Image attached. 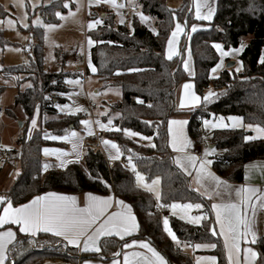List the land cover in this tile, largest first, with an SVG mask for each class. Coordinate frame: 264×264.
I'll list each match as a JSON object with an SVG mask.
<instances>
[{"label":"trees","instance_id":"obj_1","mask_svg":"<svg viewBox=\"0 0 264 264\" xmlns=\"http://www.w3.org/2000/svg\"><path fill=\"white\" fill-rule=\"evenodd\" d=\"M138 4L144 14L156 20L158 35H154L136 16L131 19V27L118 24L112 11L106 13L102 25L88 32L89 37L98 41L91 49V59L102 89L118 87L122 94L120 101L107 104L108 114L104 117V120L111 118L114 127L121 131L113 130L105 136L120 146L126 158L134 154L136 169L147 181L161 178V204H203L201 213L207 214L208 219L201 225L170 217V226L181 241L215 243L217 246L211 253L217 257V264H228L221 237L219 234L212 236L209 231L210 227L216 228L210 203L191 189L189 177L170 157L167 125L171 116L181 113L175 109L177 92L189 78L182 65L183 52L181 57L168 60L166 46L174 27L175 13L181 22L187 20L181 45L187 43L193 57L195 73L191 80L196 94L203 98L209 88L216 94L209 102L202 99L200 107L190 111L188 134L192 139L201 136V122L197 119L213 114L215 117L239 116L246 124L264 127V63L260 62L264 50V0H217L213 20L203 23L206 28L194 33H191V26L198 21L192 11V0H183L177 9L170 8L166 0H138ZM39 10L50 22L57 21V11H66L62 0L41 5ZM35 34L39 36V43L35 46L32 68L17 66L3 72L6 76L28 75L30 78L26 80L31 81V87L19 91L15 97V108L21 109L26 125L20 130L17 148L11 152L20 161L21 173L9 190L10 199L19 205L47 192L69 195L83 192L107 195L113 192L131 206L139 223V233L125 241L148 239L168 264H193L189 257L175 249L164 231L155 198L136 186L133 172L128 167L119 162L109 166L100 149L88 144L82 163L70 164L64 170L43 172L42 150L53 144L44 138L45 134L61 136L77 130L84 116H62L58 112L56 103L68 101L67 76L44 71L41 35L37 31ZM244 42L246 46L239 57L241 72L234 68L226 69L212 78L211 69L219 62L212 45L220 43L228 50L239 48ZM2 91L0 88V94ZM52 93L56 96L51 97ZM137 98L144 103H137ZM37 108L42 126L28 138V125ZM6 113L13 116L14 110ZM123 129L151 137L155 147L135 142L124 134ZM246 136L249 133L244 129H223L211 133V144L217 151L211 157L212 168L217 175L233 183L243 182L245 164L264 159V139L246 141ZM122 243L114 237L103 238L100 241L102 255L108 259L113 257ZM254 246L264 254V239H259ZM87 257L83 255L81 259ZM54 258L78 264L79 256L76 249L65 247L60 239L49 234H40L32 239L19 233L6 264H39Z\"/></svg>","mask_w":264,"mask_h":264},{"label":"snow or ice","instance_id":"obj_2","mask_svg":"<svg viewBox=\"0 0 264 264\" xmlns=\"http://www.w3.org/2000/svg\"><path fill=\"white\" fill-rule=\"evenodd\" d=\"M70 0H62V7L69 9ZM90 3L100 4L107 3L113 8L119 9L124 7L123 4L117 3V0H89ZM192 5L195 10V19L210 21L213 18L215 9L212 6L210 0H192ZM35 7V5H33ZM254 7V5H250ZM191 11V9H189ZM55 15L61 20L66 19L60 12H56ZM119 15V13H118ZM69 17H74L75 13L69 9ZM142 21H148L149 17L143 13H139ZM26 19V14H25ZM173 20L175 21L174 27L170 32V36L167 39V51L166 58L168 60L173 59L177 52V45L179 38L182 34H185L187 28V20L183 22L178 20L173 13ZM7 23L12 25L15 23L12 19H8ZM102 23L101 19H95L88 23V29L92 30L95 26ZM120 23H124L123 18L120 19ZM34 25L43 27L48 31H51L58 27L56 24H43L39 18L33 21ZM24 28H28L27 23H23ZM191 31H197V26L193 24ZM158 35V33H157ZM91 37H88L87 43L89 46L97 43ZM102 43V41H99ZM212 47L219 53L221 57L220 61L211 69L212 73H216L219 69L224 67L223 58L229 55H236L243 50L244 45L241 44L239 48L225 50L220 43H214ZM19 51V49H17ZM261 63H264V58L261 59ZM242 65V61L239 62ZM91 71L95 72L96 68L91 66ZM184 70L190 72L188 61H184ZM138 69H129V71H137ZM236 71H240V67L236 68ZM68 83H79V81H67ZM31 87V85H29ZM183 94L180 99V108H193L201 103V99L204 102H209L210 98L216 94L208 92L201 98L194 91V84L186 82L183 86ZM63 95V93H62ZM137 103H144V101L137 98ZM62 111H67L68 114H75L80 111H84L81 107L71 108L68 105L61 107ZM38 115V108H37ZM102 115H106L103 113ZM230 123L225 122V117L221 116L216 118L213 114V121L205 119L203 124L206 128L211 129H225V128H237L246 127L256 133L255 136H246L244 139L253 140L258 138H264V127L259 124H247L243 123V118L239 116H229L226 118ZM84 126V130L88 135H93L92 125H97L101 130L105 131H121L120 128H116L113 125V120L109 118L107 123H102L99 119L93 121L91 119H85L80 121ZM150 123V122H146ZM187 120L172 119L168 121V131L171 137V147L177 155L174 157V163L177 167L182 169L188 176H192L195 173L194 182L199 185L194 189L199 192L201 188L204 189L202 195L206 196L209 200L213 197L217 198L219 202L213 203L211 209L214 212V224L218 225L219 232L215 227H210L209 231L212 236L219 234L223 237V247L227 254L229 264H241V252L243 253V264H264V254L257 252L252 247L241 248V242L246 244H255L257 242V210H264V187H257L251 184H243L241 186H233L228 184L227 181L222 180L209 169L212 164V160L208 159L215 151L214 148L206 149L203 156H197L189 149L192 146V141L188 138L185 132V125ZM32 127L37 126V118L31 120ZM126 136H140L139 133L130 129L122 130ZM29 138H31V129L29 130ZM45 139L59 140L71 143L72 152H66L62 149H50L44 148L45 155H55L60 161V167H66L68 163L72 161L67 157L75 154L77 160L79 159L80 152L82 150V139L76 131L63 136L48 135L45 134ZM145 140H151V137H141ZM102 143L110 149L109 159L119 160L123 153L120 146L111 141L103 140ZM155 147V145H152ZM131 153V150H128ZM134 154L127 156V166L135 173V182L137 187L144 188L149 192H154L157 200V207H170L172 209V215H179V219L187 220L188 223L200 225L202 220H207V214L202 215H190L192 209H202L201 203H177L161 204V193L157 190L156 186L160 183L159 177L151 180V183L146 181L145 176L136 170V164L133 162ZM44 170L49 167L45 164ZM247 175L245 179L247 180ZM110 187V186H109ZM87 200L83 207L77 202V197L74 195L60 194L57 192H47L44 194L35 195L29 202L13 206L12 200L6 195H0V205H2V212H0V228L4 225L12 224L18 225L19 231L22 233H30L35 236L39 232L51 233L55 237L62 238L69 245L80 247L83 244L82 250L85 252L92 251L99 253L101 251L100 241L101 238L116 236L121 240L126 236H131L134 232L138 231L139 223L136 216L133 214L130 205L126 204L122 200H116L115 204L118 207L117 211L109 212V209L113 206L112 197H102L94 195L92 193L86 194ZM163 229L173 242L177 245L181 244V241L177 237L169 224L167 217L163 218ZM16 239V234L10 228L0 231V264H5L7 259V252L10 250L9 245L13 244ZM185 247H193L194 249H207L215 248V243H196L190 244L184 242ZM138 247L144 251H131V252H117L114 253V257H123V264H167V261L161 253L152 246L149 241L146 240H132L130 243L125 242L123 248L130 249ZM209 264H215L216 257L211 256L205 258ZM85 264H90L86 261ZM111 264H120L118 259H113ZM197 264H201V260H197Z\"/></svg>","mask_w":264,"mask_h":264},{"label":"rangeland","instance_id":"obj_3","mask_svg":"<svg viewBox=\"0 0 264 264\" xmlns=\"http://www.w3.org/2000/svg\"><path fill=\"white\" fill-rule=\"evenodd\" d=\"M54 1H59V0H0V88H3V91L0 94V110H1L0 121L7 118V115H6L7 110H13L15 108V97L17 93L19 91H24L26 88L29 87V85H31V81L26 80L29 77L28 75L6 76L3 72L6 68L8 69V68L17 67V66L27 67L28 69L32 68L35 48L28 47V44L32 42L36 46L39 43V36L35 34V31L39 32L41 35L45 72H49V73L58 72V71H62V69L63 71H75V64L73 61L74 53H79L80 55H84L85 59L81 63V67L83 68V70H86V67L90 61V51L92 47V45L89 46L87 43V39L89 37L88 32L90 31L88 29V23L91 20H95V19L103 20L106 16V13L109 11L108 9H111V11L114 12V14L116 15L117 23H119L118 13L121 14L122 16L127 14L125 16L127 21L131 20L134 17V15L139 16V13H143L140 6L136 4V0H117V3L124 5V7L119 8V9L113 8L109 4L105 3L104 5L108 9L105 8L104 6L103 7L100 6V7H92L91 10H90V7L95 5V3H90L89 0H70L69 9H71V11L75 13V16L74 17L68 16L69 9H66L64 13L57 11V12H60L63 16H65L66 19L61 20L59 17L55 15L57 21L50 22L43 18L39 10V7L41 5H50ZM166 1H167V5L170 8L177 9L181 6L183 0H166ZM33 5H35V7H33ZM89 10H90L91 20L88 19ZM124 11H126L125 14H124ZM25 14H26V19H25ZM147 17H149L150 22L155 23L154 17L148 16V15ZM37 18H39V20L45 25L46 24H56L58 25V27L51 31H48L47 29L43 27L33 24V21L37 20ZM8 19H12L15 23H13L12 25H9L7 23ZM23 23H27L29 27L24 28ZM102 23L100 25H102ZM97 27H95L92 30H95ZM243 45L245 47L246 42H244ZM17 49H19V51H17ZM242 51L236 55H229L227 57H224L223 58L224 66H227L229 62H234L236 64L232 68L235 69L237 67H241V64L239 63L240 60L238 59V57H240ZM188 53H189L188 50H186L183 53V61H185V57H187ZM218 56H219V53H218ZM220 59L221 57L219 56V61ZM63 61L65 63L61 69L60 63ZM192 65L193 63L191 64V67ZM217 73L218 71L216 73H212L211 71L212 75H215ZM187 77L189 78L188 75ZM67 81H79V83H68ZM186 82L193 83L190 78L184 81L179 86V90L177 92L178 97L176 98L177 99L176 109L181 110L183 113L179 116L173 115L170 117L169 120L177 119V120H187L188 121L190 117V114H189L190 111L187 109H193V108H188V107L180 108L179 107L180 99L183 94L182 86ZM66 83L70 89L68 94L66 95L68 102H66L65 104H58V105H60L61 107H63L64 105H68L73 109H75L76 107H81L84 109V111H80L75 114H68L67 111H62L61 108L57 107L58 111L63 116H71V115L74 116V115L81 114L84 116L83 120L99 119L101 122H106L104 120V116H107L108 108L105 105L109 103L118 102L122 98L121 91L118 87H111L110 89L102 90L101 84L97 81L96 77L92 74H89L88 76L86 75L84 80H82L81 78H74V77L67 78ZM91 83L92 84L96 83L97 88L101 89L100 95H96L94 93L93 91L94 89L91 88ZM194 91H195V88H194ZM210 91L213 92V89L212 88L207 89L204 95H206ZM50 96L55 97L56 94L52 93L50 94ZM201 103H202V99H201ZM201 103L195 106L194 108L195 109L199 108ZM90 105L92 107V110H91V107H89ZM103 113H106V115H102ZM16 115H18L16 120L20 119L19 121H17V126L20 127V123H23V127H24L26 125V119L22 111L20 110V108H16L14 110V116L16 117ZM22 117H24V119H22ZM218 117H221V116H218ZM33 118H37V126L33 128L31 121H30L28 125L27 133H29L30 129H31V132L33 130H36V128L39 125V122H40L39 113L37 115V112H36ZM226 118L227 117H225V122L230 123V121H228ZM205 119H208L214 122L212 115L209 117L203 116V121ZM12 122L14 123V121ZM81 126L82 124L80 125V128L77 129L76 131L78 132L81 131ZM23 127L20 130H22ZM15 128L16 126L11 125V124L5 125L4 129L0 128V151L1 150L8 151L12 149L13 144L16 140L15 131L17 128L16 129ZM239 128L240 127L225 128V129H239ZM216 130H223V129L206 128L202 122L201 136L198 139V141H194L193 139L190 138L188 134V123H187L185 125V132L188 138L192 141V146L189 150L194 153V149L196 148V149L201 150L203 154L206 149L210 148L211 133ZM167 132H168V146L170 148V151L173 153L174 150L172 149L171 143H170L171 137L169 135L168 125H167ZM141 137H145V136H140V138ZM258 139H264V138H258ZM142 143L145 146H152L153 139L151 138L150 141L142 139ZM216 153L217 152L214 151V153L210 155L208 159H210ZM176 155L177 153L174 152V157ZM121 158L119 160H116V162H119ZM2 165L6 166L7 168H10L8 164L7 165L4 164V159L0 158V167ZM133 175L135 178L134 172H133ZM159 179H160V183L156 186V188L161 193L162 184H161L160 177ZM151 180L150 181L146 180V181L148 183H151ZM138 188H140L141 190L147 191L144 188H141V187H138ZM149 193H151L155 198L154 192H149ZM156 203H157V200H156ZM159 203H161V200L159 201ZM189 214L193 216L198 215L197 213L194 212L193 209L191 210ZM164 217H167L169 219V224H170V217L179 218V215H172V209H171V212L169 214L162 213V221ZM182 221L188 223L187 220H182ZM187 254H188L187 257H189L192 260V263H194L193 256H190L189 253ZM39 264H68V263L65 262L61 258H54V259H45L42 263H39Z\"/></svg>","mask_w":264,"mask_h":264},{"label":"crops","instance_id":"obj_4","mask_svg":"<svg viewBox=\"0 0 264 264\" xmlns=\"http://www.w3.org/2000/svg\"><path fill=\"white\" fill-rule=\"evenodd\" d=\"M210 2H211V4H212V6L214 7V9H215V12H216V3H217V0H210ZM105 3H100V4H95V5H93V6H91L90 7V10H91V8L92 7H105V5H104ZM136 4H138V0H136ZM139 5V4H138ZM105 8H107V7H105ZM141 8V7H140ZM108 9V8H107ZM90 10H89V13H88V19H90ZM109 11H111V9H108ZM192 11H193V14H194V17H195V10H194V8H193V5H192ZM215 12H214V15H215ZM114 13V12H113ZM127 15V14H126ZM126 15H124V16H122L121 14H119L118 15V21H119V23L118 24H120V25H124V24H127L129 27H131V20H128L127 21V19H126ZM144 15H146V14H144ZM214 15H213V17H214ZM116 16V15H115ZM134 16H136V17H138V19H139V21L144 25V26H146L154 35H156L157 33H158V30H157V23H156V20H154L155 21V23L154 22H150V20H148V21H142L141 19H140V16H138V15H134ZM147 16V15H146ZM121 18H123V20H124V23H120V19ZM91 20V19H90ZM197 20V19H196ZM213 20V18L210 20V21H212ZM91 21H93V20H91ZM198 22L195 24L196 26H197V31H199V30H202V29H205L206 28V26L203 24V23H206V22H210V21H204V20H197ZM98 26V25H97ZM97 26H95V27H97ZM94 27V28H95ZM93 28V29H94ZM196 32V31H195ZM185 33H186V29H185ZM191 33H194V32H192L191 31ZM185 34H182L181 35V37L179 38V43H178V45H177V52H178V54L177 55H175L173 58H175V57H181V54H182V52L184 53L186 50H188L189 51V53H188V55H187V57H185V61H188V63H189V68H190V72H188V71H185V73H187V75L189 76V78L190 79H192L193 78V76H194V73H195V71H194V62H193V57H192V55H191V52H190V48H189V46L187 45V43H184L183 45H181V40H182V37L184 36ZM89 36V35H88ZM95 44H93L92 45V47L94 46ZM246 46V45H245ZM92 47H91V49H92ZM166 51H167V46H166ZM76 54H79V53H74V58H73V61H74V64H75V71H63V69H62V66L64 65V61L63 62H61L60 63V66H61V69H62V71H58V72H60V73H62V74H65L67 77H66V79L67 78H81L82 80H84V78L86 77V75L88 76L89 74H92V75H94L95 77H96V79H97V81L101 84V82H100V80H99V78H98V76H97V69H96V71L95 72H92L91 71V67H90V65L91 66H94V64H93V62H92V59H91V51H90V61H89V63H88V65H87V67H86V70H83V68L81 67V63L82 62H79V61H77L76 59H75V55ZM262 58H264V50H263V53H262ZM192 59V60H191ZM238 59H239V57H238ZM192 61V62H191ZM193 63V65H192V67H191V64ZM184 64V61H183V63H182V65ZM236 64V63H235ZM95 67V66H94ZM96 68V67H95ZM183 69H184V67H183ZM227 69V66H224L223 68H221V69H219L218 70V73L217 74H215V75H212L211 74V77L212 78H215V77H217L222 71H224V70H226ZM235 71H236V68L234 69ZM241 70H242V65H241V67H240V71L239 72H241ZM58 72H56V73H58ZM85 73V76H82V73ZM237 72V71H236ZM49 73V72H48ZM50 73H55V72H50ZM88 80V79H87ZM86 81V80H85ZM84 81V82H85ZM88 82V81H87ZM193 82V81H192ZM102 86V85H101ZM91 88L92 89H94L93 91H94V93L96 94V95H100L101 94V89H98L97 88V84L95 83H91ZM108 89H110V88H108ZM103 90V89H102ZM107 90V89H106ZM178 90H179V88H178ZM214 93V92H213ZM178 97V96H177ZM68 102V101H67ZM57 105H58V103H56V108H57ZM176 105H177V99H176V102H175V109H176ZM107 108H108V106H107V104L105 105ZM89 107H91V105L89 106ZM16 108H14L13 110H15ZM195 108L193 107V109H187V110H189V111H192V110H194ZM21 110V109H20ZM57 110H58V108H57ZM91 110H92V107H91ZM177 110V109H176ZM178 112H181V113H178L177 115H175V116H179V115H181L183 112L181 111V110H177ZM0 112H1V110H0ZM37 112V111H36ZM59 112V111H58ZM38 113H39V110H38ZM60 113V112H59ZM61 114V113H60ZM6 115H7V118H5L4 120H1L0 121V128H3L4 129V127H5V125H7V124H11V125H15L16 126V131H15V133H16V140H15V142H14V144H13V147H12V149H10V150H6V151H0V158H3L4 159V164L5 165H9L10 166V168H7L6 166H4V165H2L1 167H0V194H2V195H6L7 197H9L10 198V196H9V190L12 188V186L14 185V183H15V181L17 180V178L19 177V175H20V173H21V164H20V161L19 160H17L16 159V155H14L13 153H11L14 149H16L17 148V145H16V141H17V138H18V136H19V134H20V129L23 127V125L22 126H20V127H18L17 126V121H19L20 119H18V120H16V118L18 117V115H16V117L13 115V116H10V115H8L7 113H6ZM62 115V114H61ZM39 116H40V113H39ZM63 116V115H62ZM105 117V116H104ZM22 119H24V117H22ZM188 119V118H187ZM189 119H190V117H189ZM189 119H188V122H189ZM95 120H97V119H93V121H95ZM12 121H14V123L12 122ZM106 122H102V123H107V120H105ZM202 122H203V119H202V121H201V124H202ZM23 124V123H22ZM244 124L245 125H247L245 122H244ZM41 126H42V124H41V119H40V122H39V125H38V127L36 128V130H33L32 132H31V137H32V135L36 132V131H38L40 128H41ZM92 128H93V132H94V134L93 135H88L87 134V132L84 130V126L82 125L81 126V131H79V132H81V133H79L78 131H76V130H70V131H68L67 133H65V134H63V135H66V134H68V133H70L71 131H76L78 134H79V136L81 137V139H82V150H81V152H80V156H79V159L77 160V157L75 156V154H73V155H71V156H69V157H67V159H69V160H71L72 162L71 163H68L67 164V166L66 167H60L59 165H60V161L57 159V157L55 156V155H45L44 154V152H43V150H42V156H43V159H44V162H43V166L45 165V164H48L49 165V167H48V169L45 171L44 170V167H43V172H47V171H50V170H53V169H57V170H64V169H66L70 164H73V163H82V159H83V157H84V155H85V153H86V151H87V146H88V144H86L85 143V139L87 138V137H90V136H95V135H101V136H103V138H104V140H111V139H108L106 136H104V134L105 133H107V132H110V131H105V130H101L97 125H95V124H93L92 125ZM239 129H244L246 132H248L249 133V136H255L256 135V133L254 132V131H252V130H250V129H248V128H246V127H240ZM63 135H61V136H63ZM27 136H28V138H29V133H27ZM141 136V135H140ZM140 136H131L130 138L131 139H133L135 142H137V143H139V144H143L142 143V139L140 138ZM191 138V137H190ZM192 139V138H191ZM50 142H52L53 144H51V145H49V146H46V147H44V148H50V149H62V150H64V151H66V152H72V145H71V143H68V142H65V141H59V140H51V139H48ZM194 141H198V139H193ZM253 140H256V139H253ZM112 141V140H111ZM114 142V141H113ZM144 145V144H143ZM211 146H213L212 144L210 145V147ZM43 148V149H44ZM196 149V148H195ZM194 149V150H195ZM169 150H170V148H169ZM101 151H102V153L104 154V156H105V158H106V160H107V162H109V161H112L113 162V164L116 162V160H111V159H109V155H110V149H108L104 144H103V146H102V149H101ZM122 152V151H121ZM215 152H217V151H215ZM123 153V152H122ZM198 156V155H197ZM202 156H203V154H202ZM170 157H171V160H172V162L174 163V152L172 153L171 151H170ZM123 158H125V155L123 154L122 155V158H121V160L123 159ZM15 159V160H14ZM211 159V158H210ZM120 160V161H121ZM119 161V162H120ZM16 164V165H15ZM113 164L111 165V166H113ZM175 164V163H174ZM13 167H14V169H13ZM129 169H130V167H128ZM179 168V167H178ZM180 169V168H179ZM209 169H210V171L212 172V173H214L216 176H218L219 178H221L222 180H224V181H227L228 182V184H230V185H233V186H241V185H243V184H251V185H253V186H257V187H264V159H261V160H255V161H252V162H249V163H247V164H245V166H244V178H243V182L242 183H233V182H231V181H229V180H227V179H225V178H223V177H220L219 175H217L216 174V172L213 170V168H212V164L209 166ZM183 173H184V171L182 170V169H180ZM133 172V171H132ZM246 175H247V180L245 179V177H246ZM194 176H195V173L193 172V175L192 176H188L189 177V179H190V186H191V189H196L197 187H200L199 185H197V184H195V182H194ZM195 191V190H194ZM203 191H204V189L203 188H201L200 189V191L199 192H197V191H195L196 193H198L199 195H201L203 198H205L209 203H210V205H212L213 203H217V202H219V200L217 199V198H215V197H213V199H211V200H209L206 196H204V195H202V193H203ZM89 192H83V193H79V194H73L74 196H76L77 197V202H78V204L81 206V207H83L84 205H85V203H86V200H87V196H86V194H88ZM92 194H94V193H92ZM151 194V193H150ZM67 195H69V194H67ZM94 195H98V196H102V197H112L113 198V206H112V208H110L109 209V212H113V211H117L118 210V207H117V205L115 204V201L116 200H120L113 192H111V193H109V194H107V195H99V194H94ZM152 195V194H151ZM153 196V195H152ZM154 197V196H153ZM31 200V199H30ZM29 200V201H30ZM28 201V202H29ZM12 203H13V201H12ZM27 203V202H26ZM24 204V203H23ZM127 204V203H126ZM20 205V204H19ZM13 206L15 207V206H18V205H15L14 203H13ZM2 205H0V212H2ZM203 209V208H202ZM202 209H199V210H197V209H193L194 210V212L195 213H197L198 215H202V213H201V210ZM132 211H133V209H132ZM211 211H212V217H213V219L215 218L214 217V212H213V210L211 209ZM171 212V209H170V207H169V211L168 212H166V214H169ZM133 214L135 215V213H134V211H133ZM162 215V214H161ZM136 216V215H135ZM136 219H137V217H136ZM204 220H202L201 221V223L203 222ZM162 223H163V221H162ZM192 225V224H191ZM193 225H195V226H197L196 224H193ZM201 225V224H200ZM11 229L13 232H15V234H16V239H15V241H13V244L16 242V240H17V238H18V234L20 233V234H22V235H25V236H27V237H30V238H32V239H35V238H37L40 234H49V235H51V236H53L51 233H44V232H39V233H37L35 236H32L30 233H22V232H20L19 231V226L18 225H12V224H8V225H4L3 226V228H0V231H3V230H7V229ZM256 229H257V242H258V240L259 239H264V210H262V209H258L257 210V224H256ZM216 230H217V232H219V228H218V225H216ZM139 233V229H138V231H136V232H134L131 236H135V235H137ZM131 236H126V237H124V239L123 240H121L119 237H116V236H112V237H114V238H117V239H119V240H121V241H123V243L119 246V248H118V250H117V252H121V253H123V252H131V251H144L143 249H140V248H138V247H134V248H130V249H125V248H123V244L125 243V242H131V241H125L127 238H129V237H131ZM220 236V235H219ZM55 237V236H54ZM221 237V239H222V241H223V237L222 236H220ZM56 238H58V239H60L61 241H62V243L64 244V246L65 247H70V248H73V249H76L77 250V252H78V256H79V259H78V264H85V262L86 261H88V262H90V264H111V262H112V260L113 259H118L119 261H120V264H123V257H122V255L120 256V257H111V258H107V257H104L103 255H102V253H101V251L99 252V253H97V252H92V251H88V252H85V251H83L82 250V248H83V244L81 243V246L80 247H76V246H74V245H69V244H67L65 241H63L62 240V238H60V237H56ZM106 238H109V237H106ZM170 238V237H169ZM103 238H101V240H102ZM171 239V238H170ZM134 240H146V241H149L148 239H134ZM172 241V240H171ZM181 241V240H180ZM150 242V241H149ZM184 242H186V241H181V244H179V245H177L175 242H173L172 241V243L174 244V246H175V249L178 251V252H181L180 254H183L184 256H187L188 254L187 253H189L190 254V256H193V259H194V263L193 264H197V260L199 259V260H201V264H209V262L205 259V258H207V257H211V256H214L211 252L215 249V248H207V249H194L193 247H185L184 246ZM256 242V243H257ZM151 243V242H150ZM255 243V244H256ZM13 244H11V245H9V249L11 248V246L13 245ZM190 244H193V243H190ZM255 244H250V243H248V244H246L245 242H241V248L243 249L244 247H252V248H254L255 250H256V248H255ZM153 246V245H152ZM257 251V250H256ZM116 252V253H117ZM258 252V251H257ZM7 259H6V262H7V260L10 258V250L7 252ZM88 256L87 258H83V259H81L82 258V256ZM95 255V257H93ZM226 256H227V254H226ZM62 259V258H61ZM65 262H67L68 264H70L67 260H65V259H63ZM227 260H228V258H227ZM6 262H5V264H6ZM217 262H218V260H217V257H216V261H215V264H217ZM167 264H168V262H167ZM228 264H229V261H228ZM241 264H243V253L241 252Z\"/></svg>","mask_w":264,"mask_h":264},{"label":"built area","instance_id":"obj_5","mask_svg":"<svg viewBox=\"0 0 264 264\" xmlns=\"http://www.w3.org/2000/svg\"><path fill=\"white\" fill-rule=\"evenodd\" d=\"M125 13H126V11H124V14H125ZM28 47H30V48H35V44H33V43L31 42V43L28 44ZM75 59H76L77 61H79V62H83L84 59H85V57H84V55L76 54V55H75ZM82 76H85V73H84V72L82 73ZM197 121H198V122H201V121H202V118H198ZM103 140H104L103 136H101V135H95V136L87 137V138L85 139V143H86V144H90V145H92L94 148H96V149H100V150H101V149H102V146H103V143H102ZM194 153H195L196 155H198V156H202V152H201V150H199V149H195V150H194ZM119 163L122 164V165L125 166V167H128V166H127V159H126V157L123 158ZM112 164H113L112 161H109V162H108V165H109V166H111ZM0 195H2V194H0ZM156 211H158L160 214H162V213H166V212L169 211V207L159 208V207L156 206ZM179 253H181V252H179Z\"/></svg>","mask_w":264,"mask_h":264},{"label":"water","instance_id":"obj_6","mask_svg":"<svg viewBox=\"0 0 264 264\" xmlns=\"http://www.w3.org/2000/svg\"><path fill=\"white\" fill-rule=\"evenodd\" d=\"M234 65H235L234 62H229V63L227 64V69L232 68ZM22 125H23V124L20 123V126H22ZM210 148H214V146H211ZM65 254L68 255L66 250H65Z\"/></svg>","mask_w":264,"mask_h":264}]
</instances>
